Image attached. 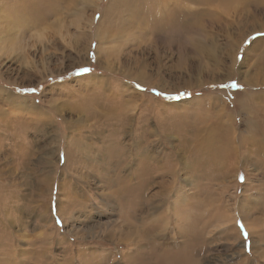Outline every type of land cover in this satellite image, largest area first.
<instances>
[{
    "label": "rangeland",
    "instance_id": "374dc122",
    "mask_svg": "<svg viewBox=\"0 0 264 264\" xmlns=\"http://www.w3.org/2000/svg\"><path fill=\"white\" fill-rule=\"evenodd\" d=\"M263 231L264 0H0V264H264Z\"/></svg>",
    "mask_w": 264,
    "mask_h": 264
},
{
    "label": "bare ground",
    "instance_id": "6f19581e",
    "mask_svg": "<svg viewBox=\"0 0 264 264\" xmlns=\"http://www.w3.org/2000/svg\"><path fill=\"white\" fill-rule=\"evenodd\" d=\"M208 1V0H207ZM37 11H40V9H37ZM228 131H226V133H227ZM228 136H229V134H228ZM121 146V145H120ZM120 187V186H119ZM143 193V192H142ZM263 219V218H262ZM246 225V224H245ZM264 232V231H263ZM262 236H264V234L262 235ZM160 247V246H159ZM183 258V257H182ZM183 259H186V258H183ZM161 264H163V263H161Z\"/></svg>",
    "mask_w": 264,
    "mask_h": 264
},
{
    "label": "snow or ice",
    "instance_id": "6c2138e0",
    "mask_svg": "<svg viewBox=\"0 0 264 264\" xmlns=\"http://www.w3.org/2000/svg\"><path fill=\"white\" fill-rule=\"evenodd\" d=\"M85 71H87V69L85 70ZM233 86L234 87H239L238 85H236L235 83H233ZM246 235V234H245Z\"/></svg>",
    "mask_w": 264,
    "mask_h": 264
}]
</instances>
